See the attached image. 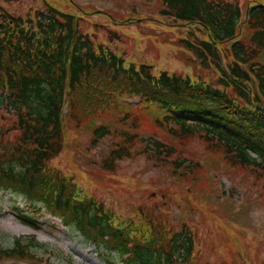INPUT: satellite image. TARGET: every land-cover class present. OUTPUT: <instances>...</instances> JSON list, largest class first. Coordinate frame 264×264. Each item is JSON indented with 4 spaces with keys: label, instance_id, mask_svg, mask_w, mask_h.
I'll list each match as a JSON object with an SVG mask.
<instances>
[{
    "label": "trees",
    "instance_id": "1",
    "mask_svg": "<svg viewBox=\"0 0 264 264\" xmlns=\"http://www.w3.org/2000/svg\"><path fill=\"white\" fill-rule=\"evenodd\" d=\"M10 2L0 0V109L15 119L0 127V190L22 195L41 215L60 216L66 228L99 245L113 261L254 264L224 256L207 261L193 224L178 225L168 212L142 205L136 214H121L90 191L78 176L87 172L72 156L65 164L54 159L68 150V138L77 140L87 128L91 139L85 152L107 137L113 140L98 161L105 172L136 152L169 162L175 152L172 138H185L186 144L198 138L212 154L264 185V5L250 10L246 27L252 32L240 38L236 3L161 0L162 14L183 22L174 25L187 31L178 39L208 71L203 78L130 60L86 31L80 15L46 0L27 15L13 12ZM116 37L110 29L109 39ZM136 96L138 105L125 100ZM79 147L74 142L73 151ZM173 164L178 172L181 162ZM40 244L35 236H18L12 245L0 246V260L41 262L32 248Z\"/></svg>",
    "mask_w": 264,
    "mask_h": 264
},
{
    "label": "rangeland",
    "instance_id": "2",
    "mask_svg": "<svg viewBox=\"0 0 264 264\" xmlns=\"http://www.w3.org/2000/svg\"><path fill=\"white\" fill-rule=\"evenodd\" d=\"M239 1L246 4L251 0ZM44 2L14 0L6 5L17 14L27 15ZM46 2L80 15L86 31L115 45L130 60L153 63L159 70L164 68L184 75L207 77L206 68L178 39V35L187 34V31L153 20L161 16L163 4L159 0ZM99 10L124 20L122 25L114 24ZM130 16L147 17L140 22H128L126 19ZM100 22L107 26L98 25ZM110 29L119 34L113 41L109 39ZM199 34L203 35L201 31ZM14 119L11 112L0 109V127L6 129ZM90 132L87 128L80 133L77 139L80 147L76 151H73L76 140L68 138V150L54 161L65 164L70 160L68 156H72L87 172L78 173V176L106 206L121 214H136V206L142 205L156 213L164 210L176 222H191L198 230L202 256L209 262L224 256L229 260L237 257L241 261L247 257L254 264H264V189L253 174L228 165L198 138L186 144L187 139L179 137L172 138L175 152L169 162L159 163L155 156L136 152L123 158L115 171L105 172L98 161L110 151L113 140L107 137L92 147V151L85 152L91 139ZM175 159L177 163L181 162L178 172L184 174L174 172ZM66 169H70L69 164ZM208 182L214 183V190L207 192ZM19 203H22V210L17 213ZM26 214L37 216L34 207L24 202L22 196L0 190V246L12 245L18 236H35L41 244L33 247L42 258V264H110L94 245L86 243L79 231L66 228L61 219L54 218L57 222L54 223L53 217L46 214L35 217L38 218L34 220L35 225L25 220ZM116 263L124 264L120 259ZM0 264L27 263L16 259Z\"/></svg>",
    "mask_w": 264,
    "mask_h": 264
}]
</instances>
